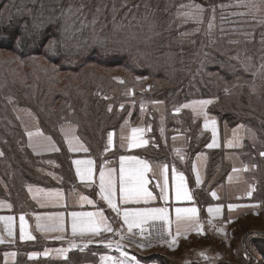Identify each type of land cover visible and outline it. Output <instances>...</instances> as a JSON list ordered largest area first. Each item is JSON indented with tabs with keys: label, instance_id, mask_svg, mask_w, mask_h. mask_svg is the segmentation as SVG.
Segmentation results:
<instances>
[{
	"label": "crops",
	"instance_id": "crops-1",
	"mask_svg": "<svg viewBox=\"0 0 264 264\" xmlns=\"http://www.w3.org/2000/svg\"><path fill=\"white\" fill-rule=\"evenodd\" d=\"M199 100L212 101L204 111L217 121L218 147L212 149L206 147L212 142V134L211 129L204 128V116L193 108L183 107L186 103ZM214 101V98L211 97H194L171 107L167 113L165 112L160 116L159 111L156 110L147 116L144 115L139 121L127 118L114 127L106 128L102 132V143L97 145L96 149L92 146L89 147L80 138L75 126L61 125L58 128L59 145L51 142L59 151L51 147H39V150L45 151L43 155L53 157H46L42 162H36L37 165L34 168L31 167V172L40 175V179H32L30 183L24 186L22 194L17 193L20 195L0 196V202L12 206L11 208L0 206V216H12L14 218L11 224L13 237L7 236L6 222L0 221V236H3L6 241L4 244H0V264H100L102 255H111V250L106 244L94 242L84 247L85 242L78 241V247L71 249L67 254V259H65L56 250L68 248L67 239L56 240L54 237L59 233L37 231L35 215L63 212L65 226L70 234L68 213L103 209L105 217L112 223L113 227L127 235V228L122 225V220L111 209H108L102 200H99L96 192H93L91 188L86 187L85 183L79 180L75 174L76 166L72 163L75 159L87 158H92L99 163L100 157L103 156L109 162H114L112 166L118 169V158L123 154L137 155L147 159L152 165L167 164L169 166V203L174 206L187 207L192 206L193 203L190 201L177 203L174 200V193L171 190V168L175 166L184 173L188 188L193 194L195 206L200 209L198 215L202 225V233L197 234L191 227L185 225L179 226L183 234L178 237L176 244L172 245L175 250L180 251L192 238H198L197 245L188 247L193 250H191L192 255H186L188 254L186 248L183 250L182 253H185L181 259L183 263L186 261L188 264L233 263V260L227 257L232 255L230 248L233 249V242L231 241L232 238L236 237L238 226L240 228L241 222L239 221L249 216H264V156H261V153L264 152V134L261 137L248 124L241 121L229 123L220 120L210 110ZM177 108L180 109L179 112L175 111ZM154 115H156V120L153 118ZM149 126L151 130L147 131ZM131 127L145 128L144 139L148 140L149 143L134 150L121 148L120 137L130 134ZM69 129H71V134L79 138L80 142L89 149L87 153L68 150L65 133ZM109 132L113 133V148L105 153L104 149ZM236 137H239L238 143ZM43 141L45 145L49 143L45 139ZM229 141L232 142V147L227 146ZM181 156L183 160L180 159ZM193 166H195L196 171H193ZM197 172L201 178L199 185L195 179ZM148 176L149 187L153 189L156 180L151 173ZM95 179L98 184V171L95 173ZM29 187L32 188V192H29ZM37 189L59 190L63 193L64 198L57 203H49L43 199L42 194L38 193ZM96 191L98 192V187ZM155 192L158 194L159 190L156 189ZM212 192H216V197L211 195ZM81 196H87L94 202L99 201V203L93 205L82 203L80 201ZM163 204V201L158 200L153 206H162ZM229 204L237 205V207L230 210ZM216 205L221 206L220 213L210 216L207 208ZM21 214L25 215L27 230L35 237L32 241H20L19 239V216ZM170 219L173 221L170 225V231L172 236H175L178 226L175 222L174 207L170 208ZM209 220L212 221L211 225L208 223ZM145 227L153 232L149 238L152 245L149 247L150 253H138L140 247H137V242L140 240H137L136 237L134 240H124L121 245L129 256H135L141 264H163L161 256H165L164 253H167L165 247L168 249V242L171 241L172 236L167 235L160 223ZM185 228H187L186 231ZM219 229H223V231H218ZM248 230L256 231L253 227ZM245 234H242L239 242L243 253L246 255L245 238L247 236L245 237ZM104 235L105 239L120 240L119 235L108 233ZM217 237H219V244L222 248L216 244L215 239ZM156 247H163L164 250L151 249ZM46 250L47 255H45ZM13 253L15 255H12ZM247 254L250 255L248 251Z\"/></svg>",
	"mask_w": 264,
	"mask_h": 264
},
{
	"label": "trees",
	"instance_id": "trees-1",
	"mask_svg": "<svg viewBox=\"0 0 264 264\" xmlns=\"http://www.w3.org/2000/svg\"><path fill=\"white\" fill-rule=\"evenodd\" d=\"M181 1L183 0H0V53L11 54L20 63L0 57V173L6 169L4 163L10 162L11 168L26 179L28 176L25 172L29 169L31 171L26 162H33L31 158L26 159L30 157L25 154L26 148L19 147L23 131L14 112V104L34 111L45 128L46 108L50 103L69 99L63 88L53 87L48 92L45 90L48 83H58L56 78L47 79L48 75L87 73L85 69L88 65L120 67L137 75H149L153 79L174 82L173 85L154 89L149 97L168 102L175 100L173 102L176 105L191 97H206L210 93L198 92L190 97L184 95L191 89L193 82L184 83L182 78H185L189 69H193V63L194 68L198 67L196 77L202 80L210 72L214 74L206 80L215 79L223 83L232 81L236 76L244 78L240 81L252 79L250 72H246L237 60L240 59L239 51L242 48L244 55L261 54L260 59L264 58V37L260 42L249 38H238L232 42L221 30L220 33L216 32L218 34L214 38L199 35L183 37L180 34L183 27H178L174 17L176 5ZM211 1L213 0L208 2ZM69 7L72 8V14L62 16V12L67 13ZM53 20L59 21V24H49ZM60 26L67 28L63 36L59 32ZM131 29L139 32L138 34L143 31H150V34L147 35L146 32L147 36L135 35ZM53 39L61 43L64 54L59 59L45 56V49ZM133 44L136 46H132ZM143 47L147 49L143 50ZM37 57L46 61V64H39L46 74L42 78H38L33 70L37 65L33 59ZM54 66L56 71H53ZM177 78L179 82H175ZM35 84L38 88L36 92ZM43 97L45 100H42ZM218 103L220 104V100L216 104ZM240 109L241 115L231 113L226 116V111H222L219 105L210 108L220 120L257 124L253 117L247 116L249 112H245L247 109L244 106ZM102 111L103 109L98 110V115ZM259 135L262 137V134ZM82 139L91 147L86 139ZM255 232L258 235L251 236V244L258 249L263 248L264 235L260 230ZM249 233L246 232L245 237ZM245 248L252 255L253 262H256L247 243ZM261 251L264 254V250ZM161 258L164 262V258Z\"/></svg>",
	"mask_w": 264,
	"mask_h": 264
},
{
	"label": "rangeland",
	"instance_id": "rangeland-1",
	"mask_svg": "<svg viewBox=\"0 0 264 264\" xmlns=\"http://www.w3.org/2000/svg\"><path fill=\"white\" fill-rule=\"evenodd\" d=\"M208 1L210 0H183L177 3L174 17L178 22V27H183V29H180V34L183 37L192 38L199 35L207 36V38H214L221 30L222 33L230 37L229 40L232 42H235L234 40L238 38L256 39L258 42L263 41L264 0ZM192 5H199L203 8V12L200 13L198 19L188 18L183 15V13L193 10L191 8ZM209 22L212 24L211 29H209L208 26ZM131 32L135 35H146V32L148 33L147 35L150 34V31H143L142 34H138L139 32L134 29H131ZM132 46L136 45L133 44ZM142 49L146 50L147 47H143ZM231 49L232 47H230V50ZM244 53V50L241 48L239 51L240 59L237 60L241 62L246 72H250L249 74L252 79L240 81L244 78L236 76L232 81L223 83L215 79L206 80L207 77L214 74V72H210L209 76L202 80L197 78L198 76L196 77L198 67L194 68L193 63V69H189L186 72L187 75L185 78H182V80L185 81L184 83L190 84L193 82L189 91H187V88L185 89L187 92H185L184 95L190 97L196 95L198 92H210L206 97L214 98L215 101L212 106L216 107L219 105L222 111H226V116L231 115V113L241 115L239 113L241 112L240 107L244 106V108L247 109L245 112H249L247 116H250V118L253 117L257 122L256 125H249V127L257 134H264V58L260 59L261 54L253 56L252 54L244 55ZM0 57L8 58L13 61V63H18V60L12 57L11 54L0 53ZM233 59L236 60V57L233 56ZM33 61L37 63V65L33 67L35 74L38 78H42L46 74L43 73L41 65L39 64H46V61L41 57H37L33 59ZM87 70H89V72ZM85 71L87 73H57L47 76V79L56 78L58 83H48L45 90L48 92L53 87L63 88L68 94L69 99L68 101L58 100L54 103H50L49 107L46 108L45 128L41 125L42 123H40V119L34 111L30 108L14 104V112L17 115V119L23 131V137L20 138L19 147H25L27 150L25 154L30 156L26 157V159L31 158L33 161L28 162L29 160H27L26 164L29 167L34 168V166L37 165L36 162H42L49 156L43 155L45 153L44 150L30 148L27 136L28 131L39 129L43 133L42 137L34 138L33 143L36 142V139H39L40 142L44 144V137H51V142H55L59 145L58 128L64 124L73 125L76 127L77 133L79 135L81 134V136L96 149V146L102 143V132L109 126L114 127L127 118L139 121L144 115L147 116L156 110L159 111L158 113L160 116L165 112L167 113L171 107L176 106L173 102L175 100L168 102L160 98L151 99L149 97V94H152L154 89L173 85L175 84L174 82L153 79L149 75H137L120 67L88 65ZM121 81H123V83ZM175 82H179V78H177ZM195 82H197V84H195ZM205 86L209 88H205ZM204 89L206 91H204ZM37 90L38 88L35 84V92ZM44 98L45 97H43L42 100H45ZM219 100L220 104H216ZM121 105H123V108H121ZM100 109H103V111L98 115L97 111ZM54 110L56 111L54 112ZM153 118L156 120V115H154ZM81 136L80 138H82ZM32 150L38 152L40 155L35 154L36 152L34 153ZM4 165L6 169L2 171V174L0 173V196L20 195L24 190V186L30 183L32 179H40V175L31 172L30 169L25 172L28 178L23 179L22 175L17 173V170L11 168L10 162L8 164L6 162ZM239 222H241L240 228L238 226L236 237L232 238L231 241L233 242V249H231L232 247L230 248L232 255L227 258L233 260L235 264H264V254L261 251V249L264 250V247L258 249V247L256 248V246L251 244V240H253L252 237L258 234L256 232L254 233L253 230H248L253 227L255 230L262 231L264 235V216H249ZM245 226L248 227L245 228ZM248 231L250 233L247 237H250L246 238V243L254 254V259H256L254 261L256 262H253L252 255H250V259L246 257L245 253H243L241 243L239 242L242 234ZM152 233L153 232H151V234ZM136 239L140 240L141 238L137 235ZM197 239V237L192 238V240L188 241L180 251L175 250L174 246L171 248L168 247V249L164 246L167 253H164L165 256H161L164 258L163 264H185L181 261L183 254H185L182 252L186 248L188 250V254L186 255H192L193 250L188 247L197 245ZM215 241H217L216 244H218L219 248H222L219 244V237H217ZM162 248L163 247H156L151 249L164 250ZM138 249L142 254H148L151 251L149 247Z\"/></svg>",
	"mask_w": 264,
	"mask_h": 264
},
{
	"label": "snow or ice",
	"instance_id": "snow-or-ice-1",
	"mask_svg": "<svg viewBox=\"0 0 264 264\" xmlns=\"http://www.w3.org/2000/svg\"><path fill=\"white\" fill-rule=\"evenodd\" d=\"M193 9L190 12L183 13L185 17L198 19L200 13L203 12V8L199 5H192ZM79 11V10H77ZM65 14H72V8L69 7L67 13L62 12V16ZM49 24L56 26L59 21H49ZM36 27V25H33ZM209 29L212 28L211 22H209ZM59 32L63 36L67 32V28L64 26L59 27ZM61 50V43L55 39L51 40L45 49V56L49 59H59L63 55ZM53 71H56L55 66ZM139 79V78H138ZM123 83V81H121ZM211 100H199L192 101L183 105L184 108H193L197 110L199 114L204 116V128L211 129L212 142L207 144V148L212 149L218 147L217 143V121L215 118L210 117L207 112L204 111L207 105L211 104ZM123 108V105H121ZM143 110V106H142ZM179 112L180 109L175 110ZM149 126L147 131H150ZM146 129L142 127H131L130 134L121 135L120 147L126 150H134L144 147L149 143L144 139V133ZM235 133V130H234ZM27 136L29 138V146L34 149L39 147L48 148L51 147L56 151L55 145L51 143V137H44L49 143L44 145L39 139L33 143L34 138L43 136V133L37 129L35 132L28 131ZM237 143L239 137H236ZM65 142L67 143L68 150L70 152H85L89 149L80 142L79 138L71 134V129L65 133ZM228 147H232L231 141L227 143ZM113 148V133L109 132L107 137V144L105 146V153L109 152ZM114 154V153H113ZM2 155V153H0ZM264 156V152L261 153ZM183 160V157H180ZM72 163L75 167V174L81 182L85 183V186L91 188L93 192L111 209L116 216L122 220V225L126 226L128 235H125L121 230L115 229L104 215V210L97 211H72L68 213L70 217V234L65 226V216L63 212L56 213H44L43 215H35V228L41 233H59L54 239L65 240L67 239L68 248L57 249V253L64 256L67 259V254L71 249L78 247V241L85 242L84 247L92 243L106 244L107 247H116L119 251V258L116 256L102 255L100 257V264H141V262L135 256H129L127 251H121V244L124 240H134L139 235L140 241L137 242V247L145 248L151 247L150 237L151 232L146 225H155L160 223L163 226L167 235L172 236L170 231V225L173 221L170 219V208L174 207L175 222L177 224V231L175 236H172L168 247L176 244L178 237L183 233L180 231L179 226L185 225L191 227L197 234L202 233V225L199 220V211L195 206V201L192 192L188 188L186 178L183 172L179 171L175 166L171 168V190L174 193V200L177 203L190 201L193 202L192 206H174L169 203V166L167 164L152 165L147 159H143L133 154H123L118 158V169L113 165L114 162H109L103 156L100 157V162L92 158L87 159H75ZM98 171V184L95 179V173ZM193 171H196L193 166ZM235 171V169H234ZM151 173L152 177L156 180L153 189H150V180L148 174ZM196 183H201L199 173H196ZM98 187V192L96 191ZM159 192L156 194L155 190ZM29 192H32V188L29 187ZM38 193L42 194L45 201L49 203H57L64 198V195L59 190L37 189ZM211 195L216 197V192H212ZM251 195V193H249ZM36 198L35 196L33 197ZM163 201L162 206H153L157 201ZM80 201L87 203L88 205L98 204L99 201L94 202L87 196H81ZM0 206L11 208L10 204L4 205L0 202ZM237 207V205L229 204L228 208L231 210ZM221 206H209L207 208L208 214H219ZM12 216H0V221L6 222V231L8 237H13V230L11 227ZM19 239L20 241H32L35 237L31 232L27 230V221L25 215L19 216ZM231 223V221H228ZM211 225L212 221H208ZM187 228H185V231ZM218 231H223L219 229ZM119 235L120 240L113 241L111 238L105 239L104 234ZM147 233V235H145ZM162 235V234H161ZM6 241L3 236H0V244H4ZM83 250V249H81ZM12 255H15L14 253ZM35 255V254H33ZM47 255V250L45 251ZM203 255V253H201ZM246 257L250 259L247 254ZM185 264H188L186 261Z\"/></svg>",
	"mask_w": 264,
	"mask_h": 264
},
{
	"label": "built area",
	"instance_id": "built-area-1",
	"mask_svg": "<svg viewBox=\"0 0 264 264\" xmlns=\"http://www.w3.org/2000/svg\"><path fill=\"white\" fill-rule=\"evenodd\" d=\"M126 234L128 235V233L126 232ZM109 250H111V255L110 256H116L117 258H119V251H117L116 247H111ZM121 251H126L125 248L121 245L120 248ZM139 254H141L142 252H138Z\"/></svg>",
	"mask_w": 264,
	"mask_h": 264
}]
</instances>
